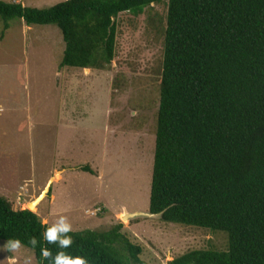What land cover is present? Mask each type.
Here are the masks:
<instances>
[{
	"label": "trees",
	"instance_id": "16d2710c",
	"mask_svg": "<svg viewBox=\"0 0 264 264\" xmlns=\"http://www.w3.org/2000/svg\"><path fill=\"white\" fill-rule=\"evenodd\" d=\"M166 2L148 211L227 234L225 250L193 249L168 264H264V0H63L47 8L0 0L8 20L58 27L60 66L108 70L122 12ZM112 19L113 22H112ZM83 171L90 172L87 166ZM72 231L66 251L89 264H146L121 232ZM39 216L0 196V240H20L38 264ZM40 244L33 248L29 237Z\"/></svg>",
	"mask_w": 264,
	"mask_h": 264
},
{
	"label": "rangeland",
	"instance_id": "374dc122",
	"mask_svg": "<svg viewBox=\"0 0 264 264\" xmlns=\"http://www.w3.org/2000/svg\"><path fill=\"white\" fill-rule=\"evenodd\" d=\"M47 8L63 0H1ZM166 2L141 14L120 13L108 70L60 66L56 25L0 19V196L24 209L52 182L34 211L51 223L66 215L72 231H106L117 223L141 247L146 264H168L193 249L225 250L227 234L162 221L148 212L159 100ZM83 166L90 172L82 170ZM0 240V264L17 253Z\"/></svg>",
	"mask_w": 264,
	"mask_h": 264
},
{
	"label": "clouds",
	"instance_id": "9594fccd",
	"mask_svg": "<svg viewBox=\"0 0 264 264\" xmlns=\"http://www.w3.org/2000/svg\"><path fill=\"white\" fill-rule=\"evenodd\" d=\"M44 230L41 233V237L46 244L55 245L58 249L53 255L51 249L41 246V256L44 260H50L51 264H89L86 257L81 255H73L71 252L66 251L71 248L73 239L69 233L72 232L73 226L71 221L66 215H59L54 221L49 223L48 221L42 222ZM28 243L33 247H37L40 241L37 237H29ZM6 249L12 253H17L22 245L21 241L9 240L5 245ZM8 264H17L14 255L7 258ZM24 264H32L31 257H25Z\"/></svg>",
	"mask_w": 264,
	"mask_h": 264
},
{
	"label": "water",
	"instance_id": "95a60500",
	"mask_svg": "<svg viewBox=\"0 0 264 264\" xmlns=\"http://www.w3.org/2000/svg\"><path fill=\"white\" fill-rule=\"evenodd\" d=\"M114 19H112L113 22ZM52 177L48 180L47 184L45 185L44 189L40 192V194L37 195V197H35L32 201H30L28 203V206H30L31 204H36L38 205L45 196H47L48 190L50 188V184L52 182ZM28 210L34 212L31 208H28ZM125 213V218L121 217L122 220H125L127 217H137V216H161L162 212H158V213H151V212H141V211H136V212H132V213H128V212H124Z\"/></svg>",
	"mask_w": 264,
	"mask_h": 264
},
{
	"label": "bare ground",
	"instance_id": "6f19581e",
	"mask_svg": "<svg viewBox=\"0 0 264 264\" xmlns=\"http://www.w3.org/2000/svg\"><path fill=\"white\" fill-rule=\"evenodd\" d=\"M36 207H37V205L36 204H31L30 206H28V208H31L33 211H35L36 210ZM125 216V213L122 215V217H124ZM125 218V217H124Z\"/></svg>",
	"mask_w": 264,
	"mask_h": 264
},
{
	"label": "crops",
	"instance_id": "0c3cea01",
	"mask_svg": "<svg viewBox=\"0 0 264 264\" xmlns=\"http://www.w3.org/2000/svg\"><path fill=\"white\" fill-rule=\"evenodd\" d=\"M22 3V2H21ZM24 4V3H23Z\"/></svg>",
	"mask_w": 264,
	"mask_h": 264
}]
</instances>
